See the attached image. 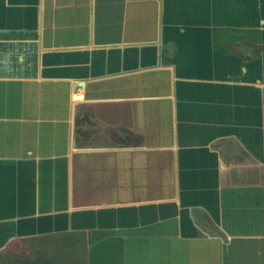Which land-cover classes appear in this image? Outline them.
<instances>
[{"label": "crops", "instance_id": "0c3cea01", "mask_svg": "<svg viewBox=\"0 0 264 264\" xmlns=\"http://www.w3.org/2000/svg\"><path fill=\"white\" fill-rule=\"evenodd\" d=\"M31 246L264 264V0H0V263Z\"/></svg>", "mask_w": 264, "mask_h": 264}, {"label": "rangeland", "instance_id": "374dc122", "mask_svg": "<svg viewBox=\"0 0 264 264\" xmlns=\"http://www.w3.org/2000/svg\"><path fill=\"white\" fill-rule=\"evenodd\" d=\"M62 237L64 239V236H62ZM24 248L25 247L20 248L19 252L8 251L6 253V256H5L6 262L5 263L1 262L0 264H45V262L42 261V260H44L43 257L45 256L43 254H41L40 260H39V258H37L36 259L37 261H35V262L32 261V259H30V258L26 259V257H23L25 255H33L34 254V252H33L34 247L33 246H31L29 248L30 250L28 248H26V249H24ZM43 250H45V249L44 248H38L37 251L42 252ZM24 251H25V253H24ZM38 255H40V254H38ZM86 261H87V259L85 258L83 252L76 249L73 254L71 253V255H66L65 257H63L59 263L60 264H86Z\"/></svg>", "mask_w": 264, "mask_h": 264}]
</instances>
